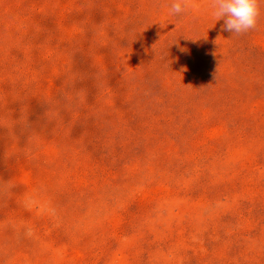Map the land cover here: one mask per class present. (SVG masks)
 Wrapping results in <instances>:
<instances>
[{"label": "rangeland", "instance_id": "374dc122", "mask_svg": "<svg viewBox=\"0 0 264 264\" xmlns=\"http://www.w3.org/2000/svg\"><path fill=\"white\" fill-rule=\"evenodd\" d=\"M0 0V264H264V4Z\"/></svg>", "mask_w": 264, "mask_h": 264}, {"label": "clouds", "instance_id": "9594fccd", "mask_svg": "<svg viewBox=\"0 0 264 264\" xmlns=\"http://www.w3.org/2000/svg\"><path fill=\"white\" fill-rule=\"evenodd\" d=\"M192 0H173L170 13L179 16ZM264 0H209V10L215 21L223 20L222 31L240 35L254 30L261 15Z\"/></svg>", "mask_w": 264, "mask_h": 264}]
</instances>
